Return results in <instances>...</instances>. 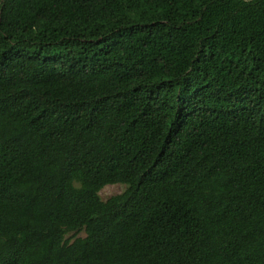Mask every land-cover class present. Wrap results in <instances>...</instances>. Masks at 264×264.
I'll use <instances>...</instances> for the list:
<instances>
[{
  "label": "trees",
  "instance_id": "1",
  "mask_svg": "<svg viewBox=\"0 0 264 264\" xmlns=\"http://www.w3.org/2000/svg\"><path fill=\"white\" fill-rule=\"evenodd\" d=\"M0 264H264V0H1Z\"/></svg>",
  "mask_w": 264,
  "mask_h": 264
},
{
  "label": "rangeland",
  "instance_id": "2",
  "mask_svg": "<svg viewBox=\"0 0 264 264\" xmlns=\"http://www.w3.org/2000/svg\"><path fill=\"white\" fill-rule=\"evenodd\" d=\"M125 188L126 186L120 183L108 184L100 191V195L103 199H108L109 197L113 195L123 192ZM72 234L73 232L68 234V236H71ZM84 235H85V232L83 231L78 234V236H84Z\"/></svg>",
  "mask_w": 264,
  "mask_h": 264
}]
</instances>
